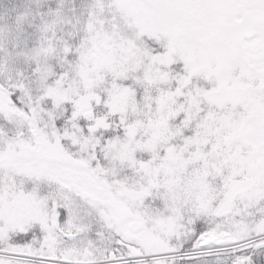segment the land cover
<instances>
[{"label":"snow or ice","instance_id":"snow-or-ice-1","mask_svg":"<svg viewBox=\"0 0 264 264\" xmlns=\"http://www.w3.org/2000/svg\"><path fill=\"white\" fill-rule=\"evenodd\" d=\"M0 264H264V0H0Z\"/></svg>","mask_w":264,"mask_h":264}]
</instances>
